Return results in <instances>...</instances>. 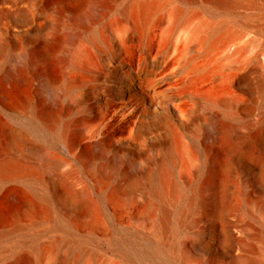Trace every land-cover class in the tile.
Masks as SVG:
<instances>
[{"label": "bare ground", "instance_id": "6f19581e", "mask_svg": "<svg viewBox=\"0 0 264 264\" xmlns=\"http://www.w3.org/2000/svg\"><path fill=\"white\" fill-rule=\"evenodd\" d=\"M240 9L260 13L254 22L243 21ZM257 32L264 34V3L259 0H0V111L10 115L18 105L12 94L23 91L21 107L27 110L36 101L37 109L23 113L27 132L47 140L53 135L62 142L67 135L76 136L67 145L75 159L86 148H121L133 155L136 165L129 168L133 174L149 170L142 158L150 145L169 144L168 157L157 172L158 189L153 191L173 207L185 202L183 212L190 213L195 190L187 198L180 185H189L199 170L205 144L231 131L238 159L254 144L264 145V104H255L253 96L256 89L264 92V43L256 44ZM62 112L72 118L57 131L52 126ZM24 134L0 124V185L13 179L36 180L51 170L46 184L67 199L72 226L64 229L62 238H33L26 252L2 253L1 258L8 259L4 264H178L180 256L165 237L157 241L144 236L146 249L115 245L116 258L88 246L97 237L79 243L75 227L97 225L98 201L87 184L81 182L74 189V183L64 180L72 170L63 169L68 163L65 157L48 152ZM24 148L34 152L36 163L22 158ZM256 169L259 164L253 172L246 170L259 198L264 196V182L255 175ZM109 173H99L96 185L107 186ZM133 185L130 178L113 184L109 199L122 207L126 189ZM226 192L234 198L232 187ZM214 203L216 199L208 208L212 216ZM260 213L257 225L242 212L225 215L231 217L223 228L236 248L231 264H264V207ZM56 221L64 223L62 218ZM250 241L263 244L257 262L247 253Z\"/></svg>", "mask_w": 264, "mask_h": 264}, {"label": "rangeland", "instance_id": "374dc122", "mask_svg": "<svg viewBox=\"0 0 264 264\" xmlns=\"http://www.w3.org/2000/svg\"><path fill=\"white\" fill-rule=\"evenodd\" d=\"M259 1L264 3V0ZM209 5L207 11L211 13L213 9L211 4ZM259 13V11L254 9H240L238 10V17L243 21L254 22V19ZM253 35L256 38V44L259 45L260 43H264V34L261 35V32H257ZM253 96L256 100L255 104L258 106L264 104V92L261 89H256ZM11 97L14 104L18 105L14 110L8 112L10 115H8L7 112L0 111V118L2 119H0V122H4L8 126L10 125L13 128L19 129L21 134L26 133L24 136L28 138L29 141L41 145L48 152L65 157L68 163L63 169L71 168L72 170L65 175L64 180L69 183H74L76 185L74 189L80 188L81 182V184H87L91 196L98 201L99 220L97 221V225L78 223L75 227V238L79 243L85 244V242H83L85 238L92 236L97 237L99 240L88 246L98 249L105 257L116 258L117 252L115 250V245L124 244L136 250L140 248L146 249V247H143L144 242L142 241L144 236L157 241L165 237L169 241H172L180 256L177 262L178 264H231L236 255V248L232 247L233 243L225 232L227 227L226 223L231 217H225V215L229 216L234 213L237 214L242 212L244 213L243 215L255 225L262 220L260 209L264 207V204H262L264 203V196L258 198V196L254 194L253 191L255 186L247 170L252 169L253 172L254 165L259 164V169L254 170L256 171L255 175L259 176V179L261 178L260 181L262 183L264 182V145L254 144L250 148L248 154L243 153V159H238L236 157V152L239 153V151L238 149L236 150L235 145L231 143V131L228 132L229 134L226 133L227 135L224 136L225 138L220 139V142L217 141L213 144H205L201 150L203 159L201 158L199 170L194 173L195 175L193 174L194 176H192L189 185H180L184 194L186 193L187 196L185 195V197L187 198L191 195L190 190H195L194 205L189 208L190 213L189 210L183 212L185 202H177L175 204L176 206L174 205L175 207H173L172 205L165 204L160 197L158 198L155 196V191L158 189L159 184L157 172L162 165L163 159L168 157L167 152L169 150V144L157 143L150 145L148 151L142 158L143 163L148 164L149 170L147 171L145 169L144 171L143 169L141 172L134 174L129 171V168L132 166L131 164L134 163L133 165H136L133 160V155L121 148H101V150L86 148L79 153L78 158L75 159L68 152L67 145L73 143V141L75 142L76 136L67 135L63 142L56 141L53 135L48 136V140L46 136H33L23 127L26 120V118L23 117V113H34L37 110L36 101L32 102L30 107L25 110L21 107L25 98L23 91L19 90L14 92ZM18 108L20 110H18ZM56 116L55 125L52 127L57 131H61L69 122V119L72 118L71 114L65 112H62L60 115L57 114ZM227 147L230 148L229 150L233 148V153L229 151ZM21 154L22 158L30 163H36L38 160L32 150L24 148ZM234 171L235 173H233ZM108 172H110L109 174L111 175V177L109 175L110 179L108 185L104 187L96 185L98 174H108ZM50 174H52L51 170L48 169L42 173L39 179L6 180L0 185V233L3 235V237L0 238V264H4L8 261L7 257L1 258L2 253L9 255L12 252H26V250L31 247L33 238H62L66 235L64 229L72 226V219L70 216H67L68 214L66 213L67 209H69L67 199L61 196V193H59L54 185L46 184V177ZM128 178H130V180L133 179L134 188L127 187L125 195L126 200L121 207V205L115 204L109 199V193L113 184L118 182L126 183ZM137 179L138 181H136ZM137 184L139 185L137 186ZM93 185H95V188L92 187ZM219 186H221V188ZM209 187H213V189ZM218 187L220 189H218ZM229 187L233 189L234 198H230L227 195L226 191L229 190ZM142 190H145V194L141 192ZM138 194L140 195L138 196ZM144 196H148L149 204L146 208L142 205ZM215 199L217 204L214 203V206L217 207L216 212L218 213L215 212V216H212L208 208L210 202H213V200L215 201ZM253 199L254 201L257 200V204L253 202ZM217 205H219V207ZM257 206H260V208ZM200 208H202V210ZM221 208L226 211L225 213L228 212V214H221ZM218 209L220 210L218 211ZM142 210L143 212H141ZM195 214L197 215L195 216ZM142 215H144V217ZM160 215H162V217ZM178 216L179 218L177 219ZM57 218H62L64 220V225L59 224L56 221ZM182 219H184V222ZM201 219L202 221L200 222ZM217 222L218 224H216ZM164 227L166 229H164ZM164 230L168 234H166ZM256 244L257 243H254V241H250V244L247 245L246 248L249 256H252L251 258L256 256L255 259L253 258V260H255L254 262H257V257L259 259L261 258L260 247L263 246L262 243V246Z\"/></svg>", "mask_w": 264, "mask_h": 264}]
</instances>
